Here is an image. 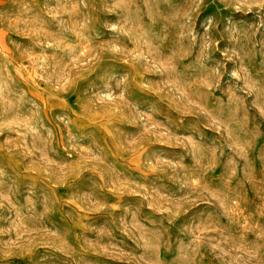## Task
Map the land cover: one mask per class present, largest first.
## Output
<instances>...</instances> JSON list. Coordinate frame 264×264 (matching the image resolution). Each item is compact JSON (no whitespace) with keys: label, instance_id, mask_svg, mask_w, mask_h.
Listing matches in <instances>:
<instances>
[{"label":"rangeland","instance_id":"obj_1","mask_svg":"<svg viewBox=\"0 0 264 264\" xmlns=\"http://www.w3.org/2000/svg\"><path fill=\"white\" fill-rule=\"evenodd\" d=\"M0 264H264V0H0Z\"/></svg>","mask_w":264,"mask_h":264}]
</instances>
